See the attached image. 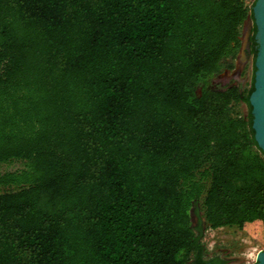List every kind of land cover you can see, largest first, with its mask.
I'll return each mask as SVG.
<instances>
[{
    "label": "trees",
    "instance_id": "obj_1",
    "mask_svg": "<svg viewBox=\"0 0 264 264\" xmlns=\"http://www.w3.org/2000/svg\"><path fill=\"white\" fill-rule=\"evenodd\" d=\"M255 2L0 0V264H226L202 219L264 236L254 76L210 87Z\"/></svg>",
    "mask_w": 264,
    "mask_h": 264
},
{
    "label": "rangeland",
    "instance_id": "obj_2",
    "mask_svg": "<svg viewBox=\"0 0 264 264\" xmlns=\"http://www.w3.org/2000/svg\"><path fill=\"white\" fill-rule=\"evenodd\" d=\"M247 6H251L255 0H244ZM254 22L251 18L243 24L240 31L241 48L234 62L232 71H225L210 81L212 89H225L237 87L240 91H248L251 88L254 76V56L251 55L249 44L253 37ZM242 117H246L248 109L240 104L234 109ZM23 168L21 161H13L0 164V174L15 172ZM202 216V213H200ZM194 226L198 225V218L193 216ZM203 237L202 244L205 247L206 258L218 257L226 264H255L257 255L264 251V236L253 233L250 230L240 231L235 228L211 230L202 219Z\"/></svg>",
    "mask_w": 264,
    "mask_h": 264
},
{
    "label": "water",
    "instance_id": "obj_3",
    "mask_svg": "<svg viewBox=\"0 0 264 264\" xmlns=\"http://www.w3.org/2000/svg\"><path fill=\"white\" fill-rule=\"evenodd\" d=\"M252 11L258 49L254 61V92L251 94L250 103L255 139L264 152V0H256ZM255 264H264V251L258 253Z\"/></svg>",
    "mask_w": 264,
    "mask_h": 264
},
{
    "label": "flooded vegetation",
    "instance_id": "obj_4",
    "mask_svg": "<svg viewBox=\"0 0 264 264\" xmlns=\"http://www.w3.org/2000/svg\"><path fill=\"white\" fill-rule=\"evenodd\" d=\"M255 35H256V31L252 33V36H253L252 38H254V42H255V43H253V40H252V38H251V39H250L249 48H251V46L253 45L254 48H255V50L257 51V49H258V45H257L256 40H255ZM254 61H255V58H254Z\"/></svg>",
    "mask_w": 264,
    "mask_h": 264
},
{
    "label": "built area",
    "instance_id": "obj_5",
    "mask_svg": "<svg viewBox=\"0 0 264 264\" xmlns=\"http://www.w3.org/2000/svg\"><path fill=\"white\" fill-rule=\"evenodd\" d=\"M252 7V5L251 6H249V8H251Z\"/></svg>",
    "mask_w": 264,
    "mask_h": 264
}]
</instances>
